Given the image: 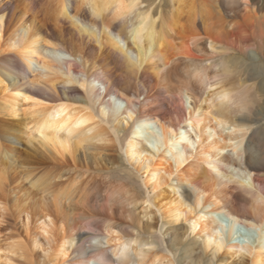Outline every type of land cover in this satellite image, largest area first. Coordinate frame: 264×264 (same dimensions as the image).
<instances>
[{"label": "bare ground", "instance_id": "bare-ground-1", "mask_svg": "<svg viewBox=\"0 0 264 264\" xmlns=\"http://www.w3.org/2000/svg\"><path fill=\"white\" fill-rule=\"evenodd\" d=\"M27 1L0 0V224L8 202L22 224L0 264H176L89 161L205 253L264 264V0ZM24 182L45 200L21 208Z\"/></svg>", "mask_w": 264, "mask_h": 264}, {"label": "rangeland", "instance_id": "rangeland-1", "mask_svg": "<svg viewBox=\"0 0 264 264\" xmlns=\"http://www.w3.org/2000/svg\"><path fill=\"white\" fill-rule=\"evenodd\" d=\"M24 1L28 2L27 0H23V2ZM8 156H10L9 151L1 146L0 170L4 172L9 171V174H11L10 169L12 166L10 165L11 160L8 159ZM88 164L89 167L92 168V170L89 171V174L93 175L97 182H91V184L95 183L93 191H97L95 187H102L104 189L102 190L104 195H111L113 192H117V195H114L113 199L118 202L127 201L129 203L138 200L136 202L138 204L137 208L133 213L135 219H138L137 222L139 221V227L141 228H136L137 231L139 230L137 233L147 235L154 241L155 252L173 258L176 264L247 263V260H242L234 256H223V259H220V257H213L209 252L205 253L201 237L198 233L192 234L190 232L191 230L188 223L182 221L171 223V221H169L164 215L159 214L154 207L144 203V200H146L147 197L146 191L141 184V181L135 174L129 172L125 164L119 163V165H117L114 169L100 172H96V168L92 166L90 161ZM38 173L39 175L32 178V182L36 181L37 178L42 175V172L39 171ZM32 182H24L25 184L22 186L25 190L18 196L20 199L18 203H20L19 205H21V208L27 207L28 204H33V202L35 203L45 200L47 193L45 194L42 192L43 187L37 185L32 186ZM40 184H42V181ZM1 193L2 191H0V195ZM5 207L6 213L2 223L0 224V245L3 246V249L6 248V244L7 242L9 243L12 235L22 231V224L15 219V210L11 207V202H8ZM93 220L97 221L98 219L94 218ZM83 232L85 234H93L87 228H84ZM25 258L27 257L25 256ZM25 258L13 256L12 262L13 264H27L28 262H26ZM3 264L8 263L3 262Z\"/></svg>", "mask_w": 264, "mask_h": 264}]
</instances>
